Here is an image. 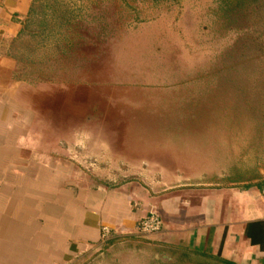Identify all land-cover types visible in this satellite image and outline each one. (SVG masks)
<instances>
[{"label":"rangeland","instance_id":"rangeland-1","mask_svg":"<svg viewBox=\"0 0 264 264\" xmlns=\"http://www.w3.org/2000/svg\"><path fill=\"white\" fill-rule=\"evenodd\" d=\"M17 46L27 101L69 122L60 141L73 133L98 155L135 142L136 160L191 162L220 186L253 172L264 142L252 97L264 90V0H41ZM223 76L242 80L253 110L222 103ZM135 235L79 264H206Z\"/></svg>","mask_w":264,"mask_h":264},{"label":"crops","instance_id":"crops-1","mask_svg":"<svg viewBox=\"0 0 264 264\" xmlns=\"http://www.w3.org/2000/svg\"><path fill=\"white\" fill-rule=\"evenodd\" d=\"M39 1L0 0V264H79L124 233L142 235L138 222L150 212L163 229L146 236L165 250L264 264V142L256 145L253 172L220 186L217 173L191 162L177 169L136 160L135 142L131 150L125 143L124 153L98 155L73 133L60 141L69 122L61 126L54 107L45 120L19 79L17 43ZM236 79L220 78L228 90L221 102L230 97L227 107L250 109L251 97ZM252 94L264 111V90Z\"/></svg>","mask_w":264,"mask_h":264},{"label":"built area","instance_id":"built-area-1","mask_svg":"<svg viewBox=\"0 0 264 264\" xmlns=\"http://www.w3.org/2000/svg\"><path fill=\"white\" fill-rule=\"evenodd\" d=\"M264 194V191H263ZM163 229L161 217L156 212H150L148 215L139 220L137 230L142 235L160 234ZM110 236V229L103 227L102 238L107 240Z\"/></svg>","mask_w":264,"mask_h":264},{"label":"trees","instance_id":"trees-1","mask_svg":"<svg viewBox=\"0 0 264 264\" xmlns=\"http://www.w3.org/2000/svg\"><path fill=\"white\" fill-rule=\"evenodd\" d=\"M30 17H31V14L29 16V19H30ZM29 19H28L27 24L25 26L24 32L27 31ZM192 259L197 260L199 263H206V264H232V263L227 262L226 260H219V259H216V258H210V257L204 256V255H200V256H198L196 258L192 257Z\"/></svg>","mask_w":264,"mask_h":264},{"label":"water","instance_id":"water-1","mask_svg":"<svg viewBox=\"0 0 264 264\" xmlns=\"http://www.w3.org/2000/svg\"><path fill=\"white\" fill-rule=\"evenodd\" d=\"M170 260H171V258L169 256L168 257L167 256H163L162 257V261L165 262V263L170 262Z\"/></svg>","mask_w":264,"mask_h":264}]
</instances>
